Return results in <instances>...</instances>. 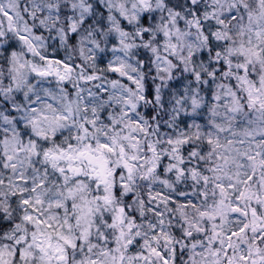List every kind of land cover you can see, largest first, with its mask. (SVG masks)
<instances>
[{
  "label": "snow or ice",
  "instance_id": "1",
  "mask_svg": "<svg viewBox=\"0 0 264 264\" xmlns=\"http://www.w3.org/2000/svg\"><path fill=\"white\" fill-rule=\"evenodd\" d=\"M166 3L183 13L163 17L164 30L156 37L158 43L171 45L166 60L156 57L161 62L159 70L168 73V87L175 86L172 69L180 70L173 59L178 42L187 38L189 48L193 43L200 48L207 46L213 57L209 65L212 71L199 91H205L204 85L210 90L212 82L221 77L226 82L221 84L223 95L210 97L215 102L207 113L211 119L189 123L177 109L176 124L158 123L154 128L146 126L140 116L139 102L145 95L136 102L125 98L123 118L139 131L132 129L121 135L125 128L110 113V108L120 110L113 100L123 95L115 79L122 68L115 65H109L112 93L96 83L86 99L78 84L73 85L76 98L55 117L54 126L45 131L38 128L35 115L29 118L30 113L39 112L32 101L37 87L32 80L52 78L67 87L75 65L41 55L43 37L37 33L43 29L30 25L27 19L34 21L36 16L27 5L23 14L14 15L11 5L5 9L0 0L2 62L15 65L11 80L15 88L4 94L15 93L19 104L5 102L7 111L0 109V123L11 124L13 130V139L0 143V264H179L182 257L191 264H264V24L254 20L241 0H214L211 5L205 0ZM225 4L227 12L223 11ZM35 7L42 14L46 12L48 19L63 18L74 40L76 21L65 5L44 9L37 3ZM121 16L120 27L127 28V10ZM94 17L93 11L89 19L83 15L80 19L87 24ZM137 18L147 27H151L149 19L157 20L150 0H137L133 5V19ZM98 23L103 26L102 21ZM236 25L240 40L230 41V30ZM173 26H178L175 31ZM147 27L137 32L143 40L149 39ZM192 32L197 33L194 41ZM110 43L117 41L113 38ZM20 54L25 55L23 61ZM28 55L38 57L42 64L28 60ZM140 58L144 59L142 51ZM201 58L206 60L208 53H202ZM195 59L189 53V62ZM25 70L31 79L25 77ZM193 73L187 79L199 82L201 74ZM99 79L89 76L85 83ZM121 79L130 81L138 91L143 87L132 76L121 75ZM71 95L69 90L65 99ZM146 95L151 101V88ZM187 102L185 98L177 103ZM73 103L77 105L75 113ZM221 105L237 127L247 130L246 138L229 139L227 146L216 135L224 131L213 110ZM191 106L204 115L205 106L195 96ZM8 117L14 119L9 121ZM69 120L71 124L63 123ZM65 127L72 132L70 138L61 132ZM193 128L191 134H185ZM161 135L167 137L166 148L160 143ZM151 136L156 140L149 139ZM173 178L175 187L165 191ZM162 204L167 211L161 210Z\"/></svg>",
  "mask_w": 264,
  "mask_h": 264
},
{
  "label": "clouds",
  "instance_id": "2",
  "mask_svg": "<svg viewBox=\"0 0 264 264\" xmlns=\"http://www.w3.org/2000/svg\"><path fill=\"white\" fill-rule=\"evenodd\" d=\"M177 2L183 4L184 0H173V3ZM213 2L214 0H205V3L209 5ZM241 2L248 5V10L253 13L254 20L260 19V22L264 24V3H262V0H241ZM37 3L44 9H47L49 6L55 8L58 4L65 5L66 10L76 21L77 31L74 40L71 39L73 33L65 26L64 19L57 18L56 16L48 19L46 12L42 14L41 11L35 7ZM134 4H137V0H3V7L7 9L9 5H11L14 15L23 14L24 6L27 5L28 10L36 16L34 21L31 17L27 19L30 25L38 26L43 29V31L37 33V35L43 37V40L40 42L41 55L62 58L66 63L75 65L71 73V79L66 82L67 87L63 84H57L52 78L39 82L38 79L32 80V84L37 86L32 93V101L36 102V107L39 109V112L35 114L30 113L29 118H31L32 115L37 117L38 128H43L47 131L50 127L55 125V117L59 114H63L65 105L69 103V100L74 101L76 98V88H74L73 85L78 84L79 88L83 90L81 94L84 95L86 99L89 89L93 92L95 91L96 83L104 85L106 91L112 93L114 91L112 86L113 77L109 74V65L122 68V73L117 74L115 79L117 82V89H119L123 95L119 99L114 98L113 100V103L119 107L120 110L114 111L110 108V113L113 118L119 121L125 128V131L122 132L121 135L126 134L128 130L132 129L139 131L135 124H130L123 118V106L125 98L132 102H136L140 95H145V100L139 102V110L142 121L146 126L151 124L154 128L158 123L161 125L168 123L176 124L178 120L177 109H179L180 115L188 117L189 123L193 121L198 123L202 119H211L207 113L215 102L211 101L210 97L214 95H223L221 84H226V82L222 81L221 77H217L212 82L210 90L207 85H204L205 91H199L203 85V81L209 78L207 73L212 71L209 65L213 57L208 47L204 46L200 48L193 43L192 48H189L188 44L190 41L187 38H182L181 41L178 42L179 46L176 48V55L173 58L176 62V67L180 70L176 71V69H172L175 71V75L171 77V82L175 86L171 88L168 87V73L159 70L161 62L157 61L156 57L159 56L162 60H166L168 55H171L169 51L171 45L167 41L158 43L156 37L164 30V26L161 23L163 17L176 13L182 16L183 13L180 12L179 8L173 9L171 5L166 3V0H150V6L152 10L156 12L157 20L152 22L151 19H149L151 27H147L141 23L139 18L133 19ZM80 5H83V7L89 9V11L83 12ZM125 10H127V19L125 23L128 24V27L121 28L120 22L121 19H123L121 13ZM185 10H187L186 5ZM93 11L95 12V17L91 19V22L87 24L82 23L80 19L81 15H83L85 19H89L92 17ZM223 11H228L227 4H225ZM136 15L139 17L140 13L137 12ZM41 21L45 22L41 24ZM98 21H102L103 26L101 23H98ZM20 23L23 24L24 21L21 20ZM244 23L247 24V20H245ZM146 27L149 32V39L143 40L137 36V32H143ZM176 27L178 26H173V31H175ZM117 29H119V31H117ZM4 31L7 32V22L4 23ZM183 31L187 32L188 30L183 29ZM121 33H126V35L122 36ZM196 35L197 33L195 32L191 33L193 41ZM113 38L117 41L115 45L110 43V39ZM229 40H240L238 25L230 30ZM121 41H123V43H121ZM145 45H147V47H145ZM113 48L118 49V51H113ZM19 51L20 50L17 49L18 53ZM141 51L144 59L140 58ZM189 53L196 57L192 62H189ZM202 53H208V58L206 60H202ZM3 56L4 53L0 50V72H2V76H0V88L3 89V92H0V109L7 111V109L4 108L5 102H7L9 106L12 104L19 106V104L15 100V93L4 94L8 92L10 87L15 88V84L11 83L14 75L12 68L15 67V65L11 61L7 64L3 63ZM148 57H152V60L149 61ZM24 59L25 55L20 54V60L23 61ZM27 59L35 64H42L38 57L28 55ZM164 67L171 68L172 66L171 64H165ZM185 68H187V72L184 71ZM193 70L201 74V80L199 82H197L195 78L191 80L187 79L189 75H194ZM24 75L28 79H31V75L27 70H25ZM93 75L99 76L100 79L95 82L88 81L85 83V80ZM121 75L132 76L143 85L142 89L138 91L137 87L132 85L130 81L125 82L124 79H121ZM3 77H8V80H4ZM81 77L84 79L82 80ZM177 81L182 82L177 84ZM149 88L152 90L151 101L148 100L146 95ZM69 90L72 91V95L69 99H65ZM24 91H28V89ZM165 93H167V95H165ZM182 93L184 95H181ZM193 96L197 98L202 106H205L203 116L193 111L191 106ZM185 98H187L188 101L186 104L181 105L177 103ZM105 99H107V97H105ZM166 104L167 107H165ZM84 107L85 105L82 103L79 105L81 115H84ZM88 107V115L90 116L91 105ZM213 110L218 113V117L220 118L219 122L224 129V131L216 134L219 136V142L222 145L227 146L226 141L229 139L236 140L237 138H246L247 130L244 127H237V122L230 120L223 105ZM72 111L74 113L77 111V105L75 103L72 104ZM150 112L151 116L147 115ZM40 113H44V116H41ZM156 117H159V120H157ZM13 119V117H8L9 121ZM63 123L68 125L71 124L72 121L69 120ZM0 129H2V131H0V143H3L5 138L9 141L13 139L11 124L5 126L0 123ZM193 131L194 128L188 129L185 134H191ZM61 132L64 137L70 138L72 135V132H70L67 127L62 129ZM5 133L7 134L6 137L4 135ZM60 134V132L57 133V135ZM111 134L112 133H109V135ZM253 134H255L254 130ZM93 135H96V133H93ZM149 139L155 141L156 137L151 136ZM166 140L167 137L161 135L160 143L165 148L168 147ZM141 141L142 143H147L142 135ZM125 144H127V142H125ZM162 150L163 149H161V151ZM142 171L143 170H141V172ZM138 183H140L139 180ZM175 183L174 178L170 180L165 191H171V189L175 187ZM159 187L163 188L164 186L160 185ZM180 187L182 189L185 188L183 184H181ZM143 190L147 192V186H145ZM173 195H178V193H174ZM136 199H139V190ZM161 210L167 211L166 206L162 204ZM145 211L147 210L145 209ZM179 264H191V261L188 260L187 257H182Z\"/></svg>",
  "mask_w": 264,
  "mask_h": 264
}]
</instances>
